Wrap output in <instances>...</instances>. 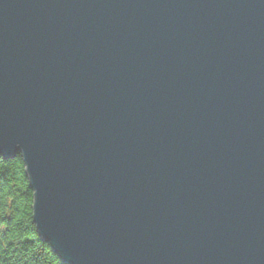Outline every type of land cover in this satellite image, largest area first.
I'll return each instance as SVG.
<instances>
[{
    "label": "water",
    "instance_id": "water-1",
    "mask_svg": "<svg viewBox=\"0 0 264 264\" xmlns=\"http://www.w3.org/2000/svg\"><path fill=\"white\" fill-rule=\"evenodd\" d=\"M64 264H264V0H0V158Z\"/></svg>",
    "mask_w": 264,
    "mask_h": 264
},
{
    "label": "trees",
    "instance_id": "trees-1",
    "mask_svg": "<svg viewBox=\"0 0 264 264\" xmlns=\"http://www.w3.org/2000/svg\"><path fill=\"white\" fill-rule=\"evenodd\" d=\"M0 264H64L33 221V191L23 158H0Z\"/></svg>",
    "mask_w": 264,
    "mask_h": 264
}]
</instances>
